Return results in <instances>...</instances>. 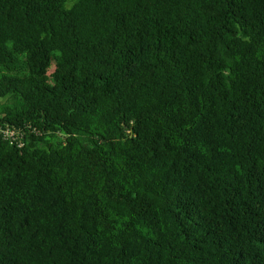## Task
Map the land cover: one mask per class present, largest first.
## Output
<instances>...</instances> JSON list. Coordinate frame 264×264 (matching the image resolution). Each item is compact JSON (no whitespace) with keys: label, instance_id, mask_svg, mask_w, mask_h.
<instances>
[{"label":"trees","instance_id":"16d2710c","mask_svg":"<svg viewBox=\"0 0 264 264\" xmlns=\"http://www.w3.org/2000/svg\"><path fill=\"white\" fill-rule=\"evenodd\" d=\"M0 264H264V0H0Z\"/></svg>","mask_w":264,"mask_h":264},{"label":"built area","instance_id":"2783aa9c","mask_svg":"<svg viewBox=\"0 0 264 264\" xmlns=\"http://www.w3.org/2000/svg\"><path fill=\"white\" fill-rule=\"evenodd\" d=\"M1 132L4 135V137L9 139V140H13L15 137V133L10 129H6V130L4 129Z\"/></svg>","mask_w":264,"mask_h":264}]
</instances>
